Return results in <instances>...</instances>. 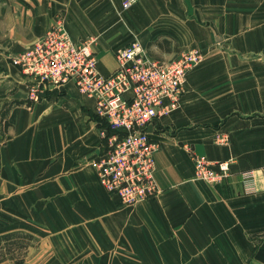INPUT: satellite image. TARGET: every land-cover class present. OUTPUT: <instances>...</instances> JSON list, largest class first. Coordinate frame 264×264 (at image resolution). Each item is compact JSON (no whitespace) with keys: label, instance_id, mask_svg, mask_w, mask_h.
<instances>
[{"label":"crops","instance_id":"1","mask_svg":"<svg viewBox=\"0 0 264 264\" xmlns=\"http://www.w3.org/2000/svg\"><path fill=\"white\" fill-rule=\"evenodd\" d=\"M262 8V0H0V195H15L12 233L65 241L77 264H114V248L124 264H264V62H240L264 48V28L247 32L264 23ZM60 19L74 40L92 42L102 75L133 41L158 59L212 52L187 74L180 106L147 128L159 146L155 198L123 206L101 186L93 163L106 129L72 82L29 99L10 58ZM195 157L232 161V176L195 179ZM87 215L100 221L88 225ZM100 224L102 235L88 238Z\"/></svg>","mask_w":264,"mask_h":264},{"label":"built area","instance_id":"2","mask_svg":"<svg viewBox=\"0 0 264 264\" xmlns=\"http://www.w3.org/2000/svg\"><path fill=\"white\" fill-rule=\"evenodd\" d=\"M91 44L74 40L60 19L11 61L28 78L31 101L38 99L39 88L69 82L80 95L94 100L93 114L106 129L104 153L93 163L96 176L122 205H135L158 194L154 159L159 146L147 128L180 106L187 74L202 62L203 52L190 50L170 60L158 59L133 41L116 52V68L102 75ZM231 163L195 157V179L221 184L232 176ZM252 179L251 171L241 174L245 187Z\"/></svg>","mask_w":264,"mask_h":264},{"label":"rangeland","instance_id":"3","mask_svg":"<svg viewBox=\"0 0 264 264\" xmlns=\"http://www.w3.org/2000/svg\"><path fill=\"white\" fill-rule=\"evenodd\" d=\"M262 1H263L262 11H264V0H262ZM260 27L264 28V23L257 24V25H251L250 27L247 28V32H249L250 29L252 30V32H256L255 29H257V31H258ZM219 34H220V32L218 33V31L216 30V35H219ZM263 37H264V34H263ZM214 44L216 45V42H214ZM260 45H258L257 48L260 49L261 48ZM262 45H264V43ZM260 50L258 52L259 56H254L255 53L253 51H249L248 56H246V60L240 59V62H246V63H250L253 61L254 62H264V55H263L264 54V48L261 51ZM211 54H212V52H207L206 50H204L203 51V60L195 68L199 67L202 63H204L206 58H209L211 56ZM150 55H152V54H150ZM153 55L155 57L156 56L160 57V54L155 53V52L153 53ZM13 57L10 58V61ZM256 57H257V60H253ZM11 64H12V61H11ZM14 196L15 195H4V194L0 195V240H1L2 236L9 234V233H12V232H15V229H16L17 221H16V218L14 217V214L12 211L14 208ZM87 221H88V225H96L97 222L100 221V216H88L87 215ZM101 225L102 224H100V226L95 227L96 231L88 232V238L90 237L92 239H95L96 238L95 236L102 235ZM107 225L110 228V227H112V225L114 226V223L109 219V221L107 223L103 224V227L106 228ZM105 236H106V233H105ZM33 239L34 240L32 243H34V247L30 248L28 250L23 264H77L76 263L77 258L73 259L72 257H78V252H76V255H75L72 252V249L70 247H68L67 242L62 241L61 243H59L60 245L57 246V244H56L57 242L54 241L55 240L54 237L49 236L48 233L46 234L45 238H43V239L41 238L42 240H40V238H38L37 236L33 237ZM92 251H93L92 248H88L87 252L89 254ZM125 254L126 253H124V255ZM138 255H141V253ZM116 256H117L116 249L114 248V264H124L121 262H116V260H117L115 258ZM0 264H12V262L7 260V261H4ZM102 264H104V263H102ZM106 264H108V263H106ZM135 264H143V263H135Z\"/></svg>","mask_w":264,"mask_h":264},{"label":"trees","instance_id":"4","mask_svg":"<svg viewBox=\"0 0 264 264\" xmlns=\"http://www.w3.org/2000/svg\"><path fill=\"white\" fill-rule=\"evenodd\" d=\"M104 127V123H101ZM33 236L27 233H9L0 240V263L11 261L12 264H23L27 252L34 247Z\"/></svg>","mask_w":264,"mask_h":264},{"label":"bare ground","instance_id":"5","mask_svg":"<svg viewBox=\"0 0 264 264\" xmlns=\"http://www.w3.org/2000/svg\"><path fill=\"white\" fill-rule=\"evenodd\" d=\"M66 27V26H65ZM67 29V28H66ZM186 84V83H185ZM93 116H94V114H93ZM95 117V116H94ZM151 128V127H150ZM219 140V139H218ZM156 141V140H155ZM224 143V142H223Z\"/></svg>","mask_w":264,"mask_h":264}]
</instances>
